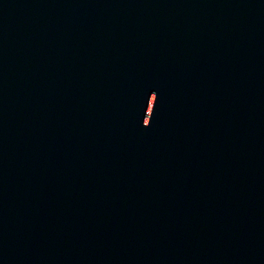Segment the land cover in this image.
<instances>
[{"label": "water", "instance_id": "1", "mask_svg": "<svg viewBox=\"0 0 264 264\" xmlns=\"http://www.w3.org/2000/svg\"><path fill=\"white\" fill-rule=\"evenodd\" d=\"M0 264H264V0H0Z\"/></svg>", "mask_w": 264, "mask_h": 264}]
</instances>
